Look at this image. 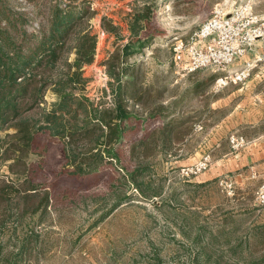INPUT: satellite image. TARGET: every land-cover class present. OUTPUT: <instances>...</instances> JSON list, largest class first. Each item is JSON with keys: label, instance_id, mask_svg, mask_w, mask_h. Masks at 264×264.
<instances>
[{"label": "rangeland", "instance_id": "1", "mask_svg": "<svg viewBox=\"0 0 264 264\" xmlns=\"http://www.w3.org/2000/svg\"><path fill=\"white\" fill-rule=\"evenodd\" d=\"M8 1L14 11L26 13V28L32 33L47 28L51 5L70 2ZM71 2L88 8L86 28L97 36L94 62L83 67L87 82L78 85L76 94L96 105L113 107L123 86L128 110L140 119L123 143L121 162L108 160L99 175L84 179L67 167L61 141L39 138L36 155H30V162L35 164L31 178L39 186L36 194L51 195V207L41 224H37L38 214L24 215L25 206L19 208L21 199L16 194L27 193L23 188L17 193L20 177L10 173L9 163H0V194L6 188L5 194H14L10 196L12 202L0 203L4 258L17 254L21 240L34 232L22 264H264V206L256 201L264 170L251 164V180L241 183L236 180L237 173L203 182L201 175L182 174L183 168L196 164L205 153L211 154L212 167L225 153L242 150L231 148L229 135L218 149H203L204 140L240 98L231 103L228 99L234 97L231 94L238 86L218 89L221 74L215 69L186 75L173 63L176 39L189 40L217 4L252 2L254 10L264 15V0ZM146 8H151L149 22L139 16ZM104 17L119 28L117 33L105 31ZM149 35L157 37L125 59L124 47L137 39L145 41ZM74 57L73 52L69 62ZM61 70L66 72L67 67ZM253 73L248 81L259 76L264 92V60ZM52 90H46V103L42 104L48 111L57 101ZM151 113L156 118L143 121ZM41 116L39 110L25 114L32 121L41 120ZM139 168L147 169L138 180L143 184L140 189L127 178ZM224 177L235 182V194L221 191L218 182ZM155 191L162 195L153 197ZM120 198L126 200L113 210Z\"/></svg>", "mask_w": 264, "mask_h": 264}, {"label": "trees", "instance_id": "2", "mask_svg": "<svg viewBox=\"0 0 264 264\" xmlns=\"http://www.w3.org/2000/svg\"><path fill=\"white\" fill-rule=\"evenodd\" d=\"M71 1L51 5L47 28L32 33L26 28L29 21L26 13L14 11L8 0H0V133L4 134L0 137V163H9L10 173L20 177L16 191L21 192L23 188L27 194H16L21 199L19 208L21 204L25 206L24 215L38 214L37 224L43 223L51 207V195L36 194L39 186L31 178L35 164L30 162V155H36L39 138L48 136L61 141L67 167L77 178L84 179L99 175L108 160L121 162L123 143L140 119L128 110L123 86L117 91L118 100L113 107L96 105L76 94L78 85L87 82L83 67L94 62L97 36L86 28L90 17L88 8ZM150 9L139 14L145 22L150 20ZM102 25L106 32H118L111 19L104 17ZM156 37L149 35L145 41L129 42L122 51L123 56L127 59L134 50L146 48ZM70 40L73 45L68 46ZM73 52L75 57L69 62ZM61 67H67V71L62 73ZM50 87L57 101L48 111L42 104L46 103L44 96ZM36 110L42 112L41 120L25 118L26 113ZM155 118L156 114L151 113L143 121ZM146 171L139 168L127 178L140 189L143 184H138V180ZM6 189H1L0 203L12 202L10 196L14 194H5ZM153 194V197L162 195L158 191ZM124 200L120 198L113 210ZM33 237L34 232L27 234L21 240L18 253L6 259L0 245V264H22Z\"/></svg>", "mask_w": 264, "mask_h": 264}, {"label": "built area", "instance_id": "3", "mask_svg": "<svg viewBox=\"0 0 264 264\" xmlns=\"http://www.w3.org/2000/svg\"><path fill=\"white\" fill-rule=\"evenodd\" d=\"M264 41V15L254 10L252 2L238 4L234 2L217 4L210 16L189 40L176 39L173 44V63L175 68L186 75L213 68L222 74L217 80L216 87L223 89L230 85H241L253 75L259 62L264 56H259L234 69L248 53L254 51L257 43ZM202 130L201 126H198ZM229 143L234 151L243 149L246 139L237 134L229 136ZM212 156L205 153L196 164L182 169L185 177H196L210 169ZM257 176L255 170L252 177ZM218 185L225 194H235V182L224 177ZM256 201L264 206V178L256 191Z\"/></svg>", "mask_w": 264, "mask_h": 264}, {"label": "crops", "instance_id": "4", "mask_svg": "<svg viewBox=\"0 0 264 264\" xmlns=\"http://www.w3.org/2000/svg\"><path fill=\"white\" fill-rule=\"evenodd\" d=\"M259 56H264V41H259L254 51L238 61L233 68L238 69L244 62ZM259 84L261 80L259 76H255L246 85H230V87L238 86L231 94L234 97H228L230 103L234 98H240L222 122L204 140L203 149L205 152L218 149L222 140L231 134L245 136L248 144L241 151L235 153L229 151L223 155L222 160L215 161L210 170L200 176V179H203L200 180L201 182L214 180L227 173H237L236 180L241 183L244 179L251 180L248 176V168L251 164H257L259 170H264V92Z\"/></svg>", "mask_w": 264, "mask_h": 264}]
</instances>
